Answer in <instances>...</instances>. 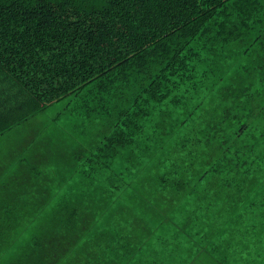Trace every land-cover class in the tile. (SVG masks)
Segmentation results:
<instances>
[{
	"label": "trees",
	"instance_id": "trees-1",
	"mask_svg": "<svg viewBox=\"0 0 264 264\" xmlns=\"http://www.w3.org/2000/svg\"><path fill=\"white\" fill-rule=\"evenodd\" d=\"M17 135L0 264H150L127 225L149 187L186 262L264 264V0H0V142Z\"/></svg>",
	"mask_w": 264,
	"mask_h": 264
},
{
	"label": "rangeland",
	"instance_id": "rangeland-1",
	"mask_svg": "<svg viewBox=\"0 0 264 264\" xmlns=\"http://www.w3.org/2000/svg\"><path fill=\"white\" fill-rule=\"evenodd\" d=\"M55 108H51L45 113V115L53 121V116L55 112ZM43 115L37 118V121L35 125L37 127L35 128V132L33 133L35 135V140L37 138H40L42 135L45 134L44 128H45V122L42 120ZM100 129V128H99ZM29 133H27L28 137ZM57 136H55L56 138ZM18 135L17 137L12 136L11 138H4L2 142H0V152L3 151V146L5 149L8 148L9 144L5 143L8 139H11L14 141L15 139L18 140ZM49 172L48 169L43 170V174ZM15 176V174H14ZM18 182L15 183V186L13 188H8L5 190V193L3 196H0V202L3 204H0V209H19L23 208V202L24 198L22 195L16 193L18 190V183H22V180L17 177L16 179ZM34 183V179H32ZM26 184V183H25ZM27 186V184H26ZM34 190L35 188H31ZM138 200L136 203V206L134 204H131V207L134 208H139L142 207L144 210V207L147 208H154V210L151 209V213L149 217H145L143 219H132L131 221L127 222V225H131V223H135L134 227L135 228H140V236H150V240H148V245L147 248L149 249L150 253V264H186L187 262L190 264H213L212 261L206 260L205 263L203 259H201L202 255L204 253H209L213 252L212 250H205L201 251L199 254L193 256L192 258H188L187 262L185 261V256L183 255V252L181 253L177 252V242L180 243V241L183 242L185 246H188L186 242V234L184 232H180L182 229H184L183 224H180V227H175L172 222L168 219H164V216L166 213L160 212L158 208V204H161V207L167 202L165 200V195H161L159 193V189L155 187H149L145 188L144 190L141 191H136ZM27 195V192H26ZM170 198H174L173 195H168ZM26 200H28V196L25 197ZM264 201V198H262V202ZM129 205V206H130ZM170 211H167L170 217L172 218H177L178 220H182V218H185V212L180 210V205H170L168 207ZM163 209V208H162ZM140 211V209H139ZM264 211V208H263ZM143 212V211H142ZM262 216L263 214L260 213ZM181 228V229H180ZM221 230V227H219ZM201 230V225L198 224L197 226H192V230L190 231L192 236H194L197 240L201 241V235L199 234V231ZM178 231L179 234L176 233ZM222 231V230H221ZM194 238V239H195ZM193 239V240H194ZM167 241V242H161ZM218 242V241H217ZM211 249H216V242L210 243ZM208 246V245H207ZM229 249L234 250L238 252V248L236 246L229 247ZM196 253V252H194ZM106 259L103 260L102 264H109V261L112 259L108 255L105 254ZM234 263H238L237 259H233ZM254 264V263H250Z\"/></svg>",
	"mask_w": 264,
	"mask_h": 264
}]
</instances>
